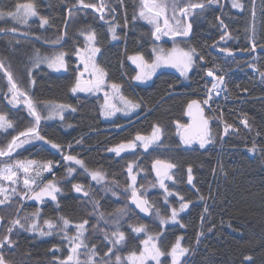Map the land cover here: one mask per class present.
I'll use <instances>...</instances> for the list:
<instances>
[{"label": "trees", "instance_id": "16d2710c", "mask_svg": "<svg viewBox=\"0 0 264 264\" xmlns=\"http://www.w3.org/2000/svg\"><path fill=\"white\" fill-rule=\"evenodd\" d=\"M25 2L28 0H0V11H14L16 3ZM32 2L49 24L42 26L39 16L26 25L6 17L0 19V60L12 72L18 87L32 98L42 117L48 114L44 102L71 105L75 111H64L63 120H41L40 134L61 145V150L32 141L17 149L11 158L0 157V167L15 160L53 161L46 182L61 189L56 200L47 199L40 205L28 202L29 198L23 195V174L20 183L11 185L17 194L11 196L9 205H0V239L7 234L12 220L20 219L25 227L13 229V246L3 250L8 264H60L65 260L71 244L61 231V216L70 221L66 230L70 237L77 236V224L88 221L79 239L88 249L95 246L99 264H116L115 255L123 261L132 251L138 254L147 235H159L158 245L165 252L179 239L181 246L189 249L181 264H264V77L260 75L264 72V0H238L242 8H233L231 0H218L203 11L196 10L193 17L185 19L192 23V29L187 43L182 41L198 54L188 78L160 71L149 84L137 81L138 68L130 57L143 56L151 64L156 55L154 48L167 50L171 43L180 40H156L153 26L142 18H134L140 0H107L114 11L105 12L103 20L93 9L81 7L76 11L73 5L77 0ZM70 8L74 13L71 16ZM109 24L119 25L118 39H112ZM9 27L17 30L12 32ZM90 30L96 33L95 47L100 49L108 81L119 85L126 99L139 104L132 116L118 114L115 120L107 121L101 96L71 91L83 71L76 53L88 47L86 35ZM58 38L60 42L54 43ZM37 51L48 57L66 53V71L55 73L41 65L35 67ZM250 67H255L256 72ZM208 71L214 76L209 77ZM221 75L224 84L219 95L213 92L209 104L203 105L215 77ZM8 87L4 70L0 69V111L14 124L7 131L0 130V148L33 122L26 105L8 103ZM192 100L201 102L210 124L211 143L204 147H200V141L186 145L180 136L189 122L188 104ZM227 125L231 127L225 133ZM155 126L162 129L160 140L145 149L143 142L135 138L150 137ZM129 142H136L137 146L126 148L119 155L111 151ZM68 155L83 161L84 167L64 159ZM157 159L176 165L170 171L173 180L165 181L173 196H167L159 187L153 168ZM189 167L192 184L187 182ZM69 168L74 171L69 173ZM92 171L102 172L104 179L93 180ZM132 175L136 176L138 194L147 189L144 198L154 205L149 216L130 207ZM77 184L82 187L81 192L75 191ZM179 196L190 202L189 207L179 214L177 223L161 225L156 210L160 216H170L172 208H179ZM120 210H124L123 215ZM37 211L38 228L48 231L44 221L55 223L50 235L28 230L35 219L32 213ZM117 224L125 233V242L112 249L114 255L106 256L112 245L105 234L110 237ZM140 224L147 226V235L131 231L130 225ZM86 251L81 248V260ZM246 256L252 260L246 261ZM161 264H171V257H161Z\"/></svg>", "mask_w": 264, "mask_h": 264}, {"label": "snow or ice", "instance_id": "6c2138e0", "mask_svg": "<svg viewBox=\"0 0 264 264\" xmlns=\"http://www.w3.org/2000/svg\"><path fill=\"white\" fill-rule=\"evenodd\" d=\"M122 3V0H120ZM218 0H207V3L203 2H193V0H140L138 12L135 14L134 18H142L147 21L149 24L153 26V35L156 40L161 39L163 36H172L175 38L176 36L187 37L190 35L192 29V23H185V19L187 17H193L196 10L203 11L206 6H210L213 3H217ZM93 9L94 11L100 13L99 19H105V12L114 11L108 4L107 0H97V3H85V0H77V4L73 5V8L76 11L80 9ZM233 8H242V5L238 2V0H232ZM169 11L171 15H169ZM72 8L69 9V15H73ZM11 17L18 24H27L29 19L33 17L39 16L37 6L32 0H28L25 3H16L14 11H0V19L4 17ZM41 25H48L49 20L46 17L39 16ZM220 24L223 27H227L224 25L223 21H220ZM119 25L109 24V31L112 33V39H118L119 37L116 34V28ZM17 29L12 28L10 31L15 32ZM3 31V29H0ZM81 35H85L84 32H81ZM61 38H58L54 43H59ZM221 39H224V36H221ZM86 41L88 43V47L78 51L76 54L80 55L81 61L84 65V69L80 72V77L82 78L84 72H90V74L95 76V79L84 81L81 78H77L75 85L71 88L73 93L77 91H92L99 90L101 86L104 84V76L106 73L103 69L99 68L95 63V56L100 51L98 47H95L96 41V33L94 30H90L86 35ZM256 43L253 41L252 50H255ZM156 52V57L151 64H148L144 61L143 56L130 57L133 62H138V67L141 68V73L136 76L137 80H146L150 79L151 76L155 73L157 68L163 66H172L179 68L182 75H187V73L192 69L193 65L196 63L197 52L195 48H189L187 50L181 49L178 47H173L170 51L165 50L163 48L153 49ZM221 51H228L227 49H221ZM231 55V52H229ZM66 53L63 51L58 54H54L50 57L41 56L37 51L36 56L34 57V66L39 67L41 63H46L47 66L55 71H60L61 69L66 68L65 57ZM203 59L202 56L199 57ZM147 67L149 69L148 72H144V68ZM0 69L4 70L5 76L8 81V92L11 93V99L8 100V103L17 106L21 103L26 105L28 113L33 117V122L30 127H28L24 131H20L18 135L14 136L11 141L7 144L6 147L0 148V157H9L11 158L12 154L23 145L31 143L32 141H41L47 145H50L52 149L61 150V145L55 143L52 140H46L44 136L40 134V124L42 119H53L59 117L63 120V113L66 109L71 108V105L65 104H53L51 102H44L48 109V114L44 117L41 116L40 112L37 110L36 104L32 100L30 96H28L27 92L22 91L18 85L16 80H14L12 72L8 71L6 68L4 61L0 60ZM207 75L209 77L214 76L212 71H208ZM260 75L264 77V72H261ZM82 84L89 85V87H83ZM224 84L223 75L215 77V82L212 84V90L208 93V98L203 101V105H208L209 100L212 98V93L215 92L216 95H219L221 86ZM117 92L119 91V85L112 84L111 86ZM107 96V94H106ZM21 97H26L25 99H21ZM120 99L125 104V109L129 108H137L139 104L133 103L131 100H128L124 97H120ZM111 108L112 110H106L105 115H112L114 111H120L121 109L116 108L115 105L109 106L106 102L105 108ZM195 107V117L198 119V126L194 131L193 135L186 136L184 138V142L186 144H190L194 139H199L200 147H204L205 143H211L210 132H209V121L203 116V107L201 106V102L197 100H192L188 104L189 115H193L192 109ZM72 111H75V108H71ZM243 123L247 126V121H243ZM13 121L10 120L4 112L0 111V130L7 131L9 128H13ZM231 125H227L225 127V133H227L228 128ZM162 133V129L159 126H155L153 132L150 137H144L137 135L135 141H142L143 147L147 149L150 144H153L160 140V136ZM137 146L136 142H129L127 144H120L117 148L111 149V151L116 152L117 155L120 154L121 151L126 148H135ZM252 151H255V147H253ZM64 159L69 161H75L76 164L84 167L83 161L77 159L74 156L68 155L65 156ZM54 167V163L51 160L38 162L35 160H15L13 163H4L3 167H0V205H9L11 203V196L17 194V189L15 187L11 188V192H9V188L5 187V181L10 182L11 185H16L21 182V174L22 183L24 189L26 191L23 195L29 199L40 200L43 196H50L53 200H56V193L60 192L61 189L49 181L46 185L40 188L37 192L34 190L33 185L36 184L38 178H41L42 172L47 171L51 172ZM176 165L174 163L166 162L157 159L153 164V168L156 170L157 182L159 187L164 189L167 196H173V193L169 191L165 181L173 180V176L170 174L171 169H174ZM35 171V176L31 175L32 171ZM132 165H129L128 172H132ZM73 168H69L68 172H73ZM87 171V169H86ZM191 168H188V180L189 184H192L193 177L191 175ZM93 180L100 182L104 179V174L100 171H92L90 173ZM155 186V185H153ZM75 191L81 192L82 187L80 185H75ZM131 200L132 203L143 213L152 214L151 210L154 207L146 198H144L147 194V189L143 194H138V189L136 187V176H131ZM127 191V189H126ZM29 193L33 195L29 196ZM84 195L87 196L88 193L84 192ZM178 195V194H177ZM167 200V197H166ZM190 202H185L183 196H179V208H172L170 216H160L159 210H156L155 215L159 218L161 225H167L169 223H177V218L180 213L184 212L189 207ZM121 214H124V210H120ZM32 216L35 218L32 220L29 231H39L41 236L50 235L52 230L56 227L55 223L52 220H45L44 224L47 226L48 231H44L43 228H38L37 222L39 219V211L32 213ZM103 214L101 213V217ZM27 219V218H25ZM60 221L62 222L61 231L64 232V238L68 239L71 244L70 254L66 257L65 260H61L60 264H99L97 257L99 253L96 251L95 246H92L91 249H88V246L84 243L83 240L79 239V237L83 236L85 232V225H87L88 221L84 220L80 224L76 225L77 236L70 237L67 235V228L70 224V221L61 216ZM3 221V217H0V222ZM10 226L7 228V234L4 235L2 239H0V264H8V261L4 257L3 250L5 248H11L13 246V241L11 239V233L16 226L23 229L25 227L24 224L21 223L20 219H15L9 222ZM182 226V225H181ZM131 231L133 233H145L147 235L148 229L144 224H140L138 226H131ZM203 233H201L202 235ZM105 239L109 240L112 247L108 249L105 253L106 256L114 255L112 249L116 248L117 245H121L125 242V233L120 231V228L117 224V228L109 235L105 234ZM159 235H147V239L142 241L143 249L139 251L137 254L136 251L130 252L126 258L122 261L121 256L115 255L116 264H149V262H154V264H161V257L169 256L171 257V264H181L182 259L188 254L189 249L186 247H182L180 244V240L171 246L170 250L167 252L163 251L161 247L158 245ZM182 239V238H181ZM197 243H199V239H197ZM84 248L87 251L84 253V260L80 259L79 249ZM246 261H251V256H246L244 258ZM107 264V261L104 262Z\"/></svg>", "mask_w": 264, "mask_h": 264}, {"label": "rangeland", "instance_id": "374dc122", "mask_svg": "<svg viewBox=\"0 0 264 264\" xmlns=\"http://www.w3.org/2000/svg\"><path fill=\"white\" fill-rule=\"evenodd\" d=\"M232 1V0H231ZM6 18L7 19H11V21L13 22V23H16L11 17H7L6 16ZM34 18H36V17H33V18H31V19H29V21L30 20H32V19H34ZM18 24V23H17ZM13 27H9V29H12ZM186 42V41H185ZM187 43V42H186ZM186 43H184V42H182V41H174V43H173V47H178V48H181V49H185V50H187V49H189L190 47H187V44ZM94 46H95V44H94ZM172 47V48H173ZM161 47H159V49H160ZM171 49V48H170ZM170 49H167V50H169L170 51ZM155 57H156V55H155ZM64 59H65V63H66V57H64ZM95 63H96V65L99 67V68H101V69H103L104 70V72L106 73V70L104 69V64H102L101 63V61H100V52H98L97 54H96V56H95ZM79 61H80V64H82V66H83V69H84V65H83V63H82V61H81V57L79 56ZM138 63H139V61L138 62H135V64L137 65V68H138V74H140L141 73V68L140 67H138ZM41 66H44V67H46V68H48L49 70H51V71H53V72H55V73H63V72H65L66 71V69H67V65H66V68L65 69H61L60 71H55L54 69H51V68H49L48 66H47V64L46 63H41L40 64ZM251 68H253V71H255V67H251ZM192 70V69H191ZM191 70L187 73V75L185 76V75H182L181 74V71H180V69L179 68H176V67H172V66H163V67H160V68H157L156 69V71H155V73L151 76V78L150 79H146V80H137L139 83H142V84H149V83H151L152 82V80H153V78H154V76L157 74V73H159L160 71H170V72H174V73H176V74H178L179 76H181L182 78H184V79H187L188 78V76H189V74L191 73ZM149 71V69L147 68V67H145L144 68V72H148ZM256 72V71H255ZM81 78V77H80ZM82 80H84V81H88V80H93V79H95V76L94 75H92V74H90V72H84V75H83V77L81 78ZM82 86L83 87H89V85H86V84H82ZM112 83H110L109 81H108V75H107V73H106V75L104 76V84L101 86V88L99 89V90H92V91H78V92H81V93H85V94H89V95H92V96H101L102 98H103V108H102V112H103V116H104V118L107 120V121H112V120H115V118H116V116L118 115V114H121L122 116H126V117H129V116H132V114L133 113H135L136 112V108H129V109H125V104H124V102L120 99V97H124L123 95H122V93H121V91H120V88H119V91L117 92L115 89H113L112 87ZM106 94H107V96H106ZM125 98V97H124ZM106 102H107V104L109 105V106H111V105H115L116 106V108H119V109H121L120 111H114V114H112V115H105V111L106 110H112L110 107L108 108V109H106L105 108V104H106ZM67 110V109H66ZM65 110V111H66ZM59 118V117H58ZM155 172H156V170H155ZM49 173H51V172H47V171H43L42 172V176H41V178H38L37 179V181H36V184L35 185H33V187H34V190L35 191H39L40 190V188L41 187H43L44 185H46L47 184V182H46V177L49 175ZM31 175H33V176H35V171L33 170L32 171V173H31ZM15 186V185H14ZM5 187H8L9 188V192H11V187H13V186H11V184H10V182H7L6 181V184H5ZM58 193V192H57ZM57 193L55 194V195H57ZM31 195H33L32 193H29V196H31ZM28 199V198H27ZM47 199H50V200H53L50 196H43L42 197V199H40V200H36V199H29V201L28 202H30V201H34V202H38L40 205L41 204H43V202L45 201V200H47ZM80 250L81 249H79V252H80Z\"/></svg>", "mask_w": 264, "mask_h": 264}, {"label": "water", "instance_id": "95a60500", "mask_svg": "<svg viewBox=\"0 0 264 264\" xmlns=\"http://www.w3.org/2000/svg\"><path fill=\"white\" fill-rule=\"evenodd\" d=\"M15 34H16V35H19V34H17V33H15ZM189 38H190V35L187 36L185 39L188 40ZM192 112H193V115H191V116L189 115V122H188L187 126H185L184 128H182V129H181V132H180V136H181V138L183 139V141H184V138H185L186 136L193 135L195 129H196L197 126H198V119L194 118V117H195V112H196L195 107L192 109ZM203 116H204V114H203ZM204 118L207 119L206 116H204ZM207 120H208V119H207ZM209 125H210V124H209ZM193 141H199V139H194ZM186 145H189V144H186ZM3 158H7V157H3ZM129 204H130V207H131L132 209H134L135 211H137L139 214H141V215H143V216H149L148 213H143V212H141V211L135 206V204L132 203L131 198H130ZM1 227H2V222H0V230H1Z\"/></svg>", "mask_w": 264, "mask_h": 264}, {"label": "flooded vegetation", "instance_id": "af4514ba", "mask_svg": "<svg viewBox=\"0 0 264 264\" xmlns=\"http://www.w3.org/2000/svg\"><path fill=\"white\" fill-rule=\"evenodd\" d=\"M185 21H186L187 23H189L188 20H185ZM171 37H172V36H165V38H162V37H161V39H159V41H160V42H165V41L168 42L169 40H163V39H166V38L168 39V38H171ZM185 38H186V37H183V36H176L174 39H177V40H180V41H184V42H185V41H186ZM170 41H171V39H170ZM172 46H173V43H171V49H172ZM187 47H188V45H187ZM169 49H170V48H169ZM171 49H170V50H171Z\"/></svg>", "mask_w": 264, "mask_h": 264}]
</instances>
